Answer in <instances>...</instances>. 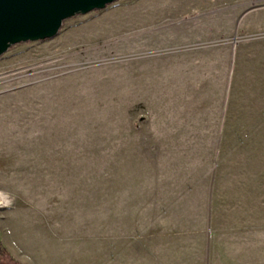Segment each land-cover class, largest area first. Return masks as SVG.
I'll return each instance as SVG.
<instances>
[{
  "label": "rangeland",
  "instance_id": "1",
  "mask_svg": "<svg viewBox=\"0 0 264 264\" xmlns=\"http://www.w3.org/2000/svg\"><path fill=\"white\" fill-rule=\"evenodd\" d=\"M0 199L21 264H264V0H116L10 47Z\"/></svg>",
  "mask_w": 264,
  "mask_h": 264
},
{
  "label": "water",
  "instance_id": "2",
  "mask_svg": "<svg viewBox=\"0 0 264 264\" xmlns=\"http://www.w3.org/2000/svg\"><path fill=\"white\" fill-rule=\"evenodd\" d=\"M114 1L0 0V56L13 45L53 38L65 20Z\"/></svg>",
  "mask_w": 264,
  "mask_h": 264
},
{
  "label": "trees",
  "instance_id": "3",
  "mask_svg": "<svg viewBox=\"0 0 264 264\" xmlns=\"http://www.w3.org/2000/svg\"><path fill=\"white\" fill-rule=\"evenodd\" d=\"M10 256L5 249L0 248V264H21Z\"/></svg>",
  "mask_w": 264,
  "mask_h": 264
},
{
  "label": "bare ground",
  "instance_id": "4",
  "mask_svg": "<svg viewBox=\"0 0 264 264\" xmlns=\"http://www.w3.org/2000/svg\"><path fill=\"white\" fill-rule=\"evenodd\" d=\"M3 203V200L2 199H0V205Z\"/></svg>",
  "mask_w": 264,
  "mask_h": 264
}]
</instances>
